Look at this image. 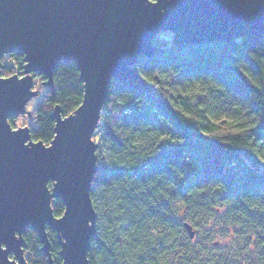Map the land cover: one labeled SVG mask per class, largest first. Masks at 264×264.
Returning <instances> with one entry per match:
<instances>
[{
	"label": "trees",
	"instance_id": "obj_1",
	"mask_svg": "<svg viewBox=\"0 0 264 264\" xmlns=\"http://www.w3.org/2000/svg\"><path fill=\"white\" fill-rule=\"evenodd\" d=\"M171 34L156 35L158 51L135 64L138 79L111 81L96 129L89 263L264 264V34L182 45ZM2 63L3 76L23 74L24 53ZM53 81L30 124L46 144L56 105L65 117L84 97L75 61L60 60ZM53 209L61 216L63 200ZM47 231L62 264L59 234ZM23 236L29 264H49L37 231Z\"/></svg>",
	"mask_w": 264,
	"mask_h": 264
},
{
	"label": "water",
	"instance_id": "obj_2",
	"mask_svg": "<svg viewBox=\"0 0 264 264\" xmlns=\"http://www.w3.org/2000/svg\"><path fill=\"white\" fill-rule=\"evenodd\" d=\"M163 31L173 32L177 45L263 35L264 0H0V264H29L27 227L55 264L48 226L59 234L62 264H90L97 220L90 193L98 160L93 134L111 81L138 79L135 64L158 51L154 39ZM18 51L24 74L3 76L2 58ZM60 60L77 63L84 97L65 117L56 105L55 136L46 144L9 118L29 113L26 105L39 93L35 76L53 86ZM55 198L65 204L61 216Z\"/></svg>",
	"mask_w": 264,
	"mask_h": 264
},
{
	"label": "rangeland",
	"instance_id": "obj_3",
	"mask_svg": "<svg viewBox=\"0 0 264 264\" xmlns=\"http://www.w3.org/2000/svg\"><path fill=\"white\" fill-rule=\"evenodd\" d=\"M169 32H170V34L172 33L171 36L174 37V33L171 31H169ZM13 74H18L19 76H22L24 74V72H23V74H19V73H13ZM13 74H10V75H13ZM10 75H8V76H10ZM44 82H45V80H42L39 77V75L35 76V83H34L33 89L39 90V93H38V95L34 96L27 103L26 110L29 113L20 114L18 117L15 118L14 124L16 127H14V128L23 127V126H30V124L34 121L33 117H32V113L35 111L36 107L38 106L39 101H41L44 98V95H45V89L44 88H47L46 87L47 85ZM96 129L99 130V127H97ZM98 137H99V132L96 131L93 134V139L96 142H98L97 141ZM53 201H54V199L52 200V206H53ZM196 236L203 238L205 235H204V233H200V231H198Z\"/></svg>",
	"mask_w": 264,
	"mask_h": 264
},
{
	"label": "bare ground",
	"instance_id": "obj_4",
	"mask_svg": "<svg viewBox=\"0 0 264 264\" xmlns=\"http://www.w3.org/2000/svg\"><path fill=\"white\" fill-rule=\"evenodd\" d=\"M24 72V71H23ZM52 182V181H51Z\"/></svg>",
	"mask_w": 264,
	"mask_h": 264
}]
</instances>
